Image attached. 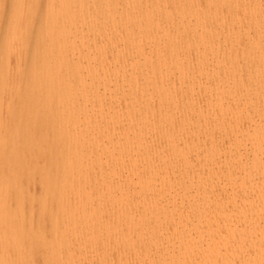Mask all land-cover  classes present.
Here are the masks:
<instances>
[{
  "label": "bare ground",
  "instance_id": "1",
  "mask_svg": "<svg viewBox=\"0 0 264 264\" xmlns=\"http://www.w3.org/2000/svg\"><path fill=\"white\" fill-rule=\"evenodd\" d=\"M0 264H264V0H0Z\"/></svg>",
  "mask_w": 264,
  "mask_h": 264
}]
</instances>
